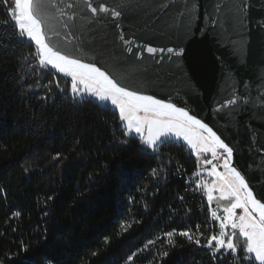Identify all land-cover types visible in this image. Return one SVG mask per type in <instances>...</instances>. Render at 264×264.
I'll list each match as a JSON object with an SVG mask.
<instances>
[{
	"label": "trees",
	"instance_id": "trees-1",
	"mask_svg": "<svg viewBox=\"0 0 264 264\" xmlns=\"http://www.w3.org/2000/svg\"><path fill=\"white\" fill-rule=\"evenodd\" d=\"M9 6L0 0V264H257L241 236L235 254L208 246L219 231L190 184L200 160L175 141L149 150L116 110L73 98Z\"/></svg>",
	"mask_w": 264,
	"mask_h": 264
},
{
	"label": "water",
	"instance_id": "water-1",
	"mask_svg": "<svg viewBox=\"0 0 264 264\" xmlns=\"http://www.w3.org/2000/svg\"><path fill=\"white\" fill-rule=\"evenodd\" d=\"M39 3L50 47L128 90L188 110L233 148L231 166L264 181V0Z\"/></svg>",
	"mask_w": 264,
	"mask_h": 264
},
{
	"label": "snow or ice",
	"instance_id": "snow-or-ice-1",
	"mask_svg": "<svg viewBox=\"0 0 264 264\" xmlns=\"http://www.w3.org/2000/svg\"><path fill=\"white\" fill-rule=\"evenodd\" d=\"M40 7L39 0H15L14 7L9 6L10 19L18 27L20 36L26 34L38 46L41 64L46 61L47 65L71 77L73 93H77L79 86L83 85L86 91L93 93L99 100H111L112 105L119 110L120 120L126 121L129 132L134 130L142 138L143 143L153 149L167 142V138L174 135L176 138L182 137L197 152L211 153L213 159L223 160L225 173H218L217 167L213 166L211 174L222 181L221 198H233L231 206L224 209L226 213L224 219L231 223L233 229L238 228L240 235L246 238L247 253H254L255 259L260 264H264V181L255 174L248 175L247 171L231 166L234 159L233 148L211 127L194 115H190L188 110L172 103H165L153 96L128 90L99 67L83 63L50 47L42 31L41 20L38 18ZM91 11L95 14L97 8L91 7ZM99 11L105 12L108 9L101 5ZM113 15L119 17L120 13L113 12ZM145 50L153 55L157 52L156 48L150 46ZM159 51L163 52L165 49ZM166 51L173 53L174 49L167 48ZM145 133L146 138H144ZM218 150H222V155H218ZM206 163L211 164L212 161ZM208 200H212L211 194L208 195ZM236 209L243 210L238 223L233 220ZM212 216L216 217V213L212 212ZM224 226L222 223L221 229ZM183 234L187 235V233ZM224 235L225 233L221 231L219 238L212 236L208 240V246L211 247L212 241L215 240L219 247H223ZM226 248L232 251L237 249L231 237L228 238ZM214 251H218V248Z\"/></svg>",
	"mask_w": 264,
	"mask_h": 264
},
{
	"label": "rangeland",
	"instance_id": "rangeland-1",
	"mask_svg": "<svg viewBox=\"0 0 264 264\" xmlns=\"http://www.w3.org/2000/svg\"><path fill=\"white\" fill-rule=\"evenodd\" d=\"M13 2V6H14V3H15V0H12ZM24 36H27L26 34ZM37 47V46H36ZM38 49V47H37ZM68 76V75H67ZM70 95L79 100V101H90V102H93V103H96L98 105H100L101 107H110L114 110L117 111L118 115H119V110L116 106L112 105L111 103V100H108V101H101L99 100L98 97H96L93 93L91 92H88L86 91L84 88H83V85H80L79 86V90L77 93H73L72 90L70 89ZM140 115H143V113H140ZM120 118V117H119ZM120 127L125 131V134L126 136L128 137H135V139L139 140L140 141V144L149 149V150H155L157 149L161 144H159L158 147H156L155 149H153L151 146H148L146 144L143 143L142 141V138H140L135 132L134 130L129 132L127 126H126V121L125 122H122L120 120ZM146 133H145V137L146 138ZM205 135V133H204ZM168 141H175V142H179V143H182L184 144L187 149L189 151H192L195 155V157H197L199 160H200V164H201V167L199 169V173H198V178L199 180L197 181V185H198V188L201 190L205 200L208 202V204H210V206H212L214 209H216L217 211L219 212H223L226 216V213L224 212V209L227 208V207H230L231 206V203L233 202V198L229 197V198H221V184H222V181H220L218 179V177L216 175H213L211 174V168L213 166H216L217 167V172L218 173H225V169L223 168V160L220 159L219 161L213 159V157L211 156V153H205V152H197V150L195 149H192L191 146L187 143V141L183 140L182 137L180 138H176L174 135L173 136H170L167 138V142ZM218 155H222V151L221 150H218ZM208 157L209 159L208 160H205V158ZM211 160L212 163L211 164H207L206 161H209ZM209 190H211V192L209 193ZM211 194L212 196V200L209 201L208 200V195ZM243 214V210L242 209H236L235 210V215L233 217V220L235 222H239L238 218L240 215ZM223 224L225 225L224 228H223V232L225 233L223 239L224 241L226 240L227 236L229 235V237L232 238V240H235L237 239L238 236H241L243 239L246 240L245 237H243L242 235H240L239 233V229H233L231 227V223L228 222V221H223ZM235 233V235H234ZM217 238H219L220 236V233L216 235ZM226 241H225V245L223 247H219L217 244H216V241H212V247L214 248H218L219 249H222V248H226ZM229 250V249H227ZM237 250V249H236ZM229 251H232V250H229ZM247 252V251H246ZM252 259H254L257 264H260V262L258 260L255 259V254L254 253H247Z\"/></svg>",
	"mask_w": 264,
	"mask_h": 264
},
{
	"label": "built area",
	"instance_id": "built-area-1",
	"mask_svg": "<svg viewBox=\"0 0 264 264\" xmlns=\"http://www.w3.org/2000/svg\"><path fill=\"white\" fill-rule=\"evenodd\" d=\"M193 184V187L197 190V191H200V189L198 188V185H197V181H195V178H191L190 179V184ZM206 201V200H205ZM205 211L208 215V218H209V221L210 223H212L213 225H217L218 226V234L221 233V231L223 229H221V224L223 223V221L225 220L224 217H225V214L223 212H219L217 211L216 209H214L212 206H210V204H208V202L206 201V206H205ZM212 212H215L216 213V217H213L212 216ZM218 217V218H217ZM212 247V246H211ZM219 250H227L225 248H222V249H219ZM229 251V250H227ZM237 251V250H236ZM236 251H232L234 254L236 253Z\"/></svg>",
	"mask_w": 264,
	"mask_h": 264
},
{
	"label": "crops",
	"instance_id": "crops-1",
	"mask_svg": "<svg viewBox=\"0 0 264 264\" xmlns=\"http://www.w3.org/2000/svg\"><path fill=\"white\" fill-rule=\"evenodd\" d=\"M193 155H194V153L192 152V151H190ZM195 156V155H194Z\"/></svg>",
	"mask_w": 264,
	"mask_h": 264
}]
</instances>
